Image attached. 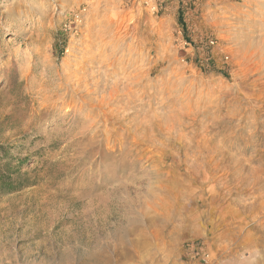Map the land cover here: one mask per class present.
Returning a JSON list of instances; mask_svg holds the SVG:
<instances>
[{
    "label": "rangeland",
    "instance_id": "374dc122",
    "mask_svg": "<svg viewBox=\"0 0 264 264\" xmlns=\"http://www.w3.org/2000/svg\"><path fill=\"white\" fill-rule=\"evenodd\" d=\"M0 147V264H264V0H0Z\"/></svg>",
    "mask_w": 264,
    "mask_h": 264
},
{
    "label": "bare ground",
    "instance_id": "6f19581e",
    "mask_svg": "<svg viewBox=\"0 0 264 264\" xmlns=\"http://www.w3.org/2000/svg\"><path fill=\"white\" fill-rule=\"evenodd\" d=\"M97 13V12H96ZM117 16H114V19L116 18ZM120 17V16H119ZM103 18V17H102ZM113 21H111V26L113 25H116L118 27V25L120 23H118V18H116V20L113 19V17H111ZM108 19V18H107ZM102 21V20H101ZM109 21V20H107ZM106 22V21H105ZM103 23V21H102ZM104 24V23H103ZM98 25V23H97ZM101 25V24H99ZM98 25V26H99ZM108 25V24H107ZM107 25H105V27H107ZM101 26H104V25H101ZM100 26V27H101ZM120 26V25H119ZM116 27L115 28H112L110 30H113L114 29V32L115 30L118 31V28ZM106 29V28H105ZM120 29V28H119ZM107 30V29H106ZM109 30V29H108ZM125 32V31H124ZM101 33V32H100ZM109 33V31L107 32ZM111 35H101V38L105 37L109 38V41L106 42V43H103L99 44V50H97V52L103 56L104 58V61H102L101 63H98L100 65H97L99 67L97 69V72H94V73H91V74H88L87 77H89L91 79V83H92V93L90 94H99L100 98L98 99H95L96 100V105H95V109H100L99 107H103V106H106V108L110 107V105H114V104H117L119 101L121 102V107H122V113L129 109L130 108V105H132V102L134 100H138V101H135V102H138V105L137 107H140L141 109L144 108V107H147V106H151L152 107V98L154 96V93H148V92H144V84H147L149 83V81L151 80L150 78V73H151V70H140V68H134L133 70H131L130 72H127V69H129L130 67H133L132 65L135 64V63H138V62H145L147 61L146 59H143V57L145 56H141L139 57V59L137 60L136 58H132V54H133V51L129 45L128 46H124V43H121L124 41L123 38H117L114 36V34H112V31L110 32ZM117 33V32H116ZM91 34V33H90ZM99 35V34H98ZM118 35V34H117ZM92 36V35H91ZM90 36V37H91ZM97 36V34L95 35ZM99 36V37H100ZM98 37V36H97ZM98 37V39H99ZM96 38V37H95ZM97 39V40H98ZM93 40V39H92ZM102 40V39H101ZM123 40V41H122ZM91 43H94L91 41ZM90 43V44H91ZM81 44V43H80ZM96 44V43H95ZM97 44V45H98ZM96 46V45H95ZM98 47V46H97ZM92 48V47H91ZM96 48V47H95ZM94 48V49H95ZM85 49V48H84ZM91 50V49H90ZM109 51L110 54H107L105 53V51ZM95 51V50H94ZM84 52V51H83ZM120 53L119 56H117V53ZM77 53V52H76ZM97 53V54H98ZM105 53V54H104ZM96 54V53H95ZM98 54V55H99ZM95 56V55H94ZM93 57H91L89 59L92 60ZM96 57V56H95ZM102 59V57H101ZM96 60H97V57H96ZM103 60V59H102ZM88 61V62H89ZM98 61V60H97ZM101 61V60H100ZM98 61V62H100ZM92 62V61H91ZM94 62V60H93ZM139 64V63H138ZM145 64V63H144ZM92 65V63H91ZM95 66V65H94ZM124 66H127L125 69H124ZM135 66V65H134ZM96 68V67H95ZM93 69V68H92ZM96 71V70H95ZM78 72V71H77ZM87 74V73H86ZM85 75V74H84ZM89 79V80H90ZM69 80V79H68ZM81 80V79H80ZM84 80V79H83ZM88 80V81H89ZM84 82H86L84 80ZM79 83V82H78ZM87 83V82H86ZM79 85V84H78ZM77 85V86H78ZM70 86V85H69ZM68 87V86H67ZM72 87V86H71ZM70 87V88H71ZM90 87V86H89ZM140 87H143V90H141L139 93L137 92V88H140ZM82 88V87H81ZM81 88L77 87V90H80ZM68 90V88H66ZM75 89V88H74ZM148 89V88H147ZM137 90V91H136ZM90 91V90H89ZM147 91V90H146ZM88 92V91H87ZM91 92V91H90ZM164 94V93H163ZM80 95V94H78ZM78 95H76V98L77 99H80L78 97ZM83 97L86 98V94L83 95ZM89 98V97H88ZM95 98V97H94ZM93 98V99H94ZM142 98H147L148 100L146 102H143V99ZM70 99V98H69ZM120 99V100H119ZM82 101V100H81ZM79 101V102H81ZM92 103L91 100H88ZM94 103V102H93ZM92 103V104H93ZM123 103V104H122ZM134 104V103H133ZM168 106V105H167ZM133 107V105H132ZM120 108V107H119ZM165 108V107H164ZM150 109V108H149ZM94 110V109H93ZM118 110V109H117ZM137 109H135L136 111ZM102 111V110H101ZM113 111V110H112ZM134 111V110H133ZM136 112H140V111H136ZM117 113V111H116ZM120 113V112H118ZM133 113V112H132ZM105 114V113H104ZM130 114V112H129ZM95 115H97V113H95ZM99 115V114H98ZM109 115V114H108ZM111 115V113H110ZM133 115V114H132ZM145 115V116H144ZM144 121L148 120L149 119V114L145 111L144 113ZM105 116V115H104ZM126 116V114L124 115ZM136 116V115H135ZM133 117L132 116V120L133 119H136L137 117ZM138 116V115H137ZM113 117H116L115 114L113 115ZM128 118V117H127ZM151 118V117H150ZM123 119V118H122ZM121 119V120H122ZM119 122H120V119H119ZM122 122V121H121ZM132 122V121H131ZM129 123V122H128ZM143 123V122H142ZM141 123V124H142ZM153 124V121L151 122ZM157 123V122H156ZM140 122H139V125H141ZM151 124V126H152ZM158 124V123H157ZM125 125V124H124ZM131 125L133 124H130L129 127H131ZM143 125V124H142ZM155 125V124H153ZM161 125V124H160ZM122 127V125H121ZM156 127V126H154ZM89 128L90 129H93L94 126H93V123H90L89 125ZM127 128V127H126ZM138 129V128H137ZM86 130V129H85ZM127 130V129H126ZM135 131V130H134ZM133 131V132H134ZM108 138V137H107ZM156 138V137H155ZM159 139V138H158ZM110 140V139H109ZM132 141V140H131Z\"/></svg>",
    "mask_w": 264,
    "mask_h": 264
},
{
    "label": "trees",
    "instance_id": "16d2710c",
    "mask_svg": "<svg viewBox=\"0 0 264 264\" xmlns=\"http://www.w3.org/2000/svg\"><path fill=\"white\" fill-rule=\"evenodd\" d=\"M2 148L0 147V150H1Z\"/></svg>",
    "mask_w": 264,
    "mask_h": 264
}]
</instances>
